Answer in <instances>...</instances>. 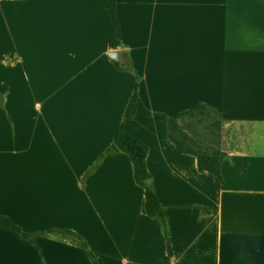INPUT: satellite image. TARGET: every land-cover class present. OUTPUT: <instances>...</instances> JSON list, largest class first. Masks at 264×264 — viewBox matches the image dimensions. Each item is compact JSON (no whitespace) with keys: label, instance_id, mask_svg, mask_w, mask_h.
Here are the masks:
<instances>
[{"label":"crops","instance_id":"crops-1","mask_svg":"<svg viewBox=\"0 0 264 264\" xmlns=\"http://www.w3.org/2000/svg\"><path fill=\"white\" fill-rule=\"evenodd\" d=\"M140 100L129 134L164 210L149 217L126 154L106 157L134 77L109 59L94 0L0 1V215L79 234L96 264H264V0H115ZM117 64V63H116ZM221 114V183L161 122ZM187 113V114H186ZM202 123V121H200ZM0 264H92L58 234L0 228Z\"/></svg>","mask_w":264,"mask_h":264},{"label":"trees","instance_id":"trees-1","mask_svg":"<svg viewBox=\"0 0 264 264\" xmlns=\"http://www.w3.org/2000/svg\"><path fill=\"white\" fill-rule=\"evenodd\" d=\"M0 1H8V0H0ZM94 1L96 2L98 7L102 10L104 15L107 17V19L110 22L111 32H110V37L108 39V50L109 51L124 50V47L121 42L118 12L116 8L115 0H94ZM124 60L125 62L121 66H119L115 62L112 63L120 71L127 72L134 77L135 83L133 86L132 94L125 107L121 122L119 123L116 129L112 143L102 152V154L99 156L96 162L88 170L84 172V174L81 177V181H82V185H84V181L86 177L89 176L91 173H93L106 157L120 153L126 154L129 157L132 165L134 181L144 191V207L146 214L149 217L163 220L164 210L159 203L156 193L152 187V184H147V181L151 180V177L146 169V157L148 154V148L142 141L132 137L128 132L129 122L132 119V117L136 114L140 100L137 95L138 77L136 76L129 60L125 58ZM4 106H5L4 101L0 99V107L4 109ZM203 109L216 114V112L201 104H197L196 106H194V108L191 111L187 113H191ZM146 113L148 115L153 116L156 120L162 123L164 131L166 132L167 136L171 140H173L174 144L176 145L180 153L193 154L197 159L198 169L200 171H204L213 175L216 178V182L218 184L221 183L219 165L224 155L218 151H216L213 154H203L196 152L192 148V146L186 144V140L185 141H183L182 139L179 140L178 138L173 136V133L169 131V123L179 118L180 116H183L184 114L176 118L170 119L163 115L150 114L147 111ZM216 115L218 116L219 120L216 122L215 126L219 131L222 116L221 114H216ZM0 228L11 232L20 240L32 245H35L36 237L41 234H60V233L70 234L75 238V240L70 241V243L84 249L88 257L90 258L92 264H96L94 260V256L90 252L85 240L79 234H77L72 230L69 229L58 230V229L50 228L43 232L26 233L19 226L14 224L9 218L1 215H0Z\"/></svg>","mask_w":264,"mask_h":264},{"label":"rangeland","instance_id":"rangeland-1","mask_svg":"<svg viewBox=\"0 0 264 264\" xmlns=\"http://www.w3.org/2000/svg\"><path fill=\"white\" fill-rule=\"evenodd\" d=\"M0 99L5 101V97L1 94ZM199 115H202V119H185L184 116H180L169 123V131L179 140H186V144L192 146L196 152L213 154L216 152V141L218 140V130L215 124L219 118L205 109ZM58 236L68 241L75 240L67 233H60Z\"/></svg>","mask_w":264,"mask_h":264},{"label":"water","instance_id":"water-1","mask_svg":"<svg viewBox=\"0 0 264 264\" xmlns=\"http://www.w3.org/2000/svg\"><path fill=\"white\" fill-rule=\"evenodd\" d=\"M124 53H125V51H123V50L110 51L108 53V57H109L110 60H112L113 62L117 63L119 66H121L125 62V60L123 58V54ZM147 184H151V180H148Z\"/></svg>","mask_w":264,"mask_h":264}]
</instances>
